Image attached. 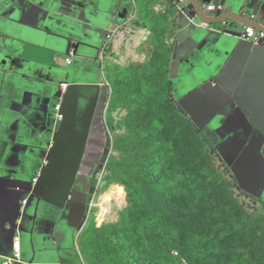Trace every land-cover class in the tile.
Instances as JSON below:
<instances>
[{
    "label": "crops",
    "instance_id": "0c3cea01",
    "mask_svg": "<svg viewBox=\"0 0 264 264\" xmlns=\"http://www.w3.org/2000/svg\"><path fill=\"white\" fill-rule=\"evenodd\" d=\"M117 1L0 0V264L12 257L16 235L17 264L89 263L86 231L108 147L93 136L110 88L104 57L125 39L124 30L114 41L106 31L134 11L166 48L175 106L206 130L264 213V47L240 38L248 25L232 18L207 24L185 0ZM199 2L208 13H241L264 25V0ZM210 4L217 9L207 10ZM64 20L82 25L84 35L59 27ZM80 84L98 87L90 124L87 100L68 95ZM35 175L39 197L26 190ZM19 213L15 234L9 222Z\"/></svg>",
    "mask_w": 264,
    "mask_h": 264
},
{
    "label": "rangeland",
    "instance_id": "374dc122",
    "mask_svg": "<svg viewBox=\"0 0 264 264\" xmlns=\"http://www.w3.org/2000/svg\"><path fill=\"white\" fill-rule=\"evenodd\" d=\"M138 19L139 16L136 17ZM144 24V20L136 23L133 28H140L135 30L127 25L125 39L112 46V52L104 57L105 67L109 65L106 76L110 91L103 113L98 117L99 128L93 136L105 137L104 141L108 144L101 170L105 186L95 197V202L99 204L91 210L86 231L90 254L88 264L92 261L98 264L152 263L151 259L143 258L136 244H130L134 238L132 231L139 232L140 205L158 206L182 222V216L179 217V210L175 208L176 200L180 199L176 195H172L174 199L164 197L165 190L157 176L146 173L150 162L145 132H161L165 140L172 138L173 156L177 160L172 167L179 164L188 174L196 177L201 198L193 195L194 192L190 194L193 203L191 218L195 224H202V229H206L212 228L217 221L225 224L238 222L262 224L260 229H264V217L260 219L252 213L258 210L257 205L254 207L253 200L245 196L235 181L221 149H214L215 145L206 130L204 133L198 129L191 118L183 116L175 106L168 77L166 48L159 43L158 33H150L143 27ZM142 44L146 56L136 58L135 54ZM168 46L167 39V49ZM143 61L136 66V62ZM155 118L162 120V128L155 124ZM108 129L111 131L108 132ZM154 138L158 139L157 136ZM151 169L157 171L153 167ZM107 174L118 179H105ZM119 177L126 178L133 185L138 202L129 201ZM140 231L147 232L151 239L155 237L143 227ZM243 235L248 236V242L255 237V232L244 228ZM227 237L236 238L233 234ZM244 243L241 241L242 245ZM173 253L177 254L176 251ZM206 257L208 261L211 259Z\"/></svg>",
    "mask_w": 264,
    "mask_h": 264
},
{
    "label": "trees",
    "instance_id": "16d2710c",
    "mask_svg": "<svg viewBox=\"0 0 264 264\" xmlns=\"http://www.w3.org/2000/svg\"><path fill=\"white\" fill-rule=\"evenodd\" d=\"M154 122L162 128L160 118H155ZM145 134L148 139L150 162L146 167V173L157 176L165 190L164 197L174 199L172 195H176L180 199L178 202L176 200L175 208L179 210L182 222L175 220L158 206L140 205L141 215L137 225L139 232L132 231L134 238L130 240V244H136L143 258L152 260L151 264H264V229H260L262 224L259 226L238 222L225 224L223 221H217L212 228L206 229H202V224H195L191 218L193 203L190 194L194 192L193 195L201 198L196 177L194 174H188L179 164L172 167L177 161L173 156L172 138L165 140L161 132L151 131ZM156 136L157 140L154 138ZM102 144L105 148L106 142ZM89 157H96L92 150L89 151ZM105 179L113 181L118 177L107 174ZM119 180L127 190L129 201L138 202L133 185L124 177H119ZM245 196L248 197L247 194ZM253 205L256 207L254 200ZM252 213L260 219L264 217L261 209ZM142 227L153 233L154 239H151L147 232L140 231ZM244 228L255 232V237L248 242L246 240L248 236L243 235ZM230 234L236 238L232 240L227 237ZM241 241L245 243L242 245ZM206 256H210L211 259L208 261ZM92 264L98 262L92 261Z\"/></svg>",
    "mask_w": 264,
    "mask_h": 264
},
{
    "label": "water",
    "instance_id": "95a60500",
    "mask_svg": "<svg viewBox=\"0 0 264 264\" xmlns=\"http://www.w3.org/2000/svg\"><path fill=\"white\" fill-rule=\"evenodd\" d=\"M118 1H121V0H118ZM185 1L193 4L196 15L199 18H201L202 21H204L206 23H214V22H218V21H223L225 19L233 18V19H237V20H239V21H241V22H243V23H245L247 25H252V26L256 27L257 29L264 30V26L258 20L253 19L251 17H248L246 15L232 13L230 11H227V12H224V13H220V14H216V15H212V14H209L208 12L205 11V9L202 7V5L199 2V0H185ZM58 26L61 27V28L67 27L68 28V33L77 34L79 36L80 35H84V33H85L84 30L82 29V25L72 24L69 20H64V21L60 22L58 24ZM108 31L109 30L106 31L107 34H108ZM67 38L71 42L73 41V37L71 36V34H67ZM69 53H70V51H69ZM96 88H98V87H94L92 85H83V84H80V85H72L69 88V91H68V95H70L69 96L70 99L73 98V96H72L73 94H75L76 92H78V95L82 96L84 99L87 100L86 102L89 103V111H90L89 112V115H90V117H89V124H90V121L92 119L93 110H94V108L96 106V102H97V93L94 95L93 98L91 97V93ZM55 109H56V114H57L56 116H58V118H59V116L62 113V112H60V105L59 104L55 105ZM85 137H87V135H85ZM33 186H31L30 188H27L26 190L29 191V193H31L33 196L39 197V192H41V191L37 187L35 189H33ZM36 186H38L37 183H36ZM24 201H25V199L23 198L22 199V203ZM21 217H22V215L20 213L19 214H16L14 216V219L13 220H10V222H9L10 223V228H11V230H13L15 232V234L16 233L19 234L20 227H19V224H18V220ZM15 237L13 238L12 247L14 246ZM20 243H21V241H20ZM21 253H22V251H21ZM1 259L2 258H0V261H2ZM20 262H21V260H20Z\"/></svg>",
    "mask_w": 264,
    "mask_h": 264
},
{
    "label": "clouds",
    "instance_id": "9594fccd",
    "mask_svg": "<svg viewBox=\"0 0 264 264\" xmlns=\"http://www.w3.org/2000/svg\"><path fill=\"white\" fill-rule=\"evenodd\" d=\"M210 6H212V7H210ZM217 9V7L215 6V5H213V4H210V5H208L207 6V10H216ZM206 11V10H205ZM207 12V11H206ZM134 13H136V11H134V12H132L131 14H129L128 16H126L124 19H123V22L122 23H119V24H116L113 28H111V29H109V31H108V33H110V31H112V30H114V29H116L117 30V33L114 35V37H113V41H114V39H115V37H116V35H118L119 34V32L120 31H122V30H124L125 29V27L127 26V25H130L131 26V28H132V30H135V29H138V28H140V27H138V28H133L134 26H135V24L136 23H140L141 22V20H142V18L139 16V19L138 20H136V17L138 16V15H136V14H134ZM133 14V15H132ZM209 14H211V13H209ZM220 14V13H219ZM237 14H241V13H237ZM212 15H216V14H212ZM241 15H245V14H241ZM246 16H248V15H246ZM248 17H250V16H248ZM251 18H253V17H251ZM233 19V18H232ZM253 19H255V18H253ZM225 20H227V19H225ZM225 20H223V21H225ZM237 20V19H236ZM257 20V19H256ZM237 21H239V20H237ZM218 22H221V21H218ZM241 22V21H240ZM206 23V22H205ZM214 23H217V22H214ZM241 23H243V22H241ZM146 22H145V24H144V26L143 27H145V28H147L148 30H149V32L151 33L152 32V30H151V28L147 25L146 26ZM207 24H213V23H207ZM245 24V23H244ZM262 24V23H261ZM247 25V24H246ZM263 25V24H262ZM264 26V25H263ZM249 28H252L254 31H255V36H252V35H250L249 34V32H248V29ZM125 31V30H124ZM262 32V33H261ZM240 38L242 39V40H245V41H248V42H250V43H252V44H261L263 47H264V30H261V29H257L256 27H254V26H252V25H248L247 27H246V29L244 30V31H242V32H240ZM107 39H108V37H107ZM72 50H70V52H71ZM69 63V62H68ZM109 91H110V88H109ZM109 94V93H108ZM211 96H213V95H211ZM214 97V96H213ZM106 100H107V97H106ZM105 103H106V101H105ZM105 103H104V105H105ZM104 105H103V107H102V109L100 110V111H98L99 112V115L97 116V118L98 117H100L101 115H102V113H103V109H104ZM198 128V127H197ZM199 129V128H198ZM204 132H205V130H204ZM146 135V134H145ZM102 180H103V175H102ZM36 181V180H35ZM35 181L33 182V184H32V186L34 185V183H35ZM105 185V183H103V186ZM101 190V189H100ZM93 208V207H92ZM90 214V213H89ZM87 215V220H88V218H89V216L90 215ZM99 228H101V227H99Z\"/></svg>",
    "mask_w": 264,
    "mask_h": 264
},
{
    "label": "built area",
    "instance_id": "2783aa9c",
    "mask_svg": "<svg viewBox=\"0 0 264 264\" xmlns=\"http://www.w3.org/2000/svg\"><path fill=\"white\" fill-rule=\"evenodd\" d=\"M210 7H212V6H210ZM248 32L252 36H255V34H256L255 31L252 28H249L248 29ZM116 33H117V30L116 29L110 31V33L107 34L108 39H113V37H114V35ZM70 56L71 57L73 56V52L72 51L70 52ZM70 61H71L70 59L67 60V62H70ZM13 247H14V253H13L12 257L6 258L2 262V264H17V263L20 262L22 249H21L20 239L18 237L15 239V242H14V246Z\"/></svg>",
    "mask_w": 264,
    "mask_h": 264
},
{
    "label": "flooded vegetation",
    "instance_id": "af4514ba",
    "mask_svg": "<svg viewBox=\"0 0 264 264\" xmlns=\"http://www.w3.org/2000/svg\"><path fill=\"white\" fill-rule=\"evenodd\" d=\"M37 178H38V175H35L33 178L30 179V182H29L30 185L28 186V188L32 186L33 182L37 180Z\"/></svg>",
    "mask_w": 264,
    "mask_h": 264
},
{
    "label": "bare ground",
    "instance_id": "6f19581e",
    "mask_svg": "<svg viewBox=\"0 0 264 264\" xmlns=\"http://www.w3.org/2000/svg\"><path fill=\"white\" fill-rule=\"evenodd\" d=\"M105 214V211H102V215H104Z\"/></svg>",
    "mask_w": 264,
    "mask_h": 264
}]
</instances>
